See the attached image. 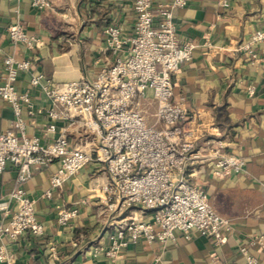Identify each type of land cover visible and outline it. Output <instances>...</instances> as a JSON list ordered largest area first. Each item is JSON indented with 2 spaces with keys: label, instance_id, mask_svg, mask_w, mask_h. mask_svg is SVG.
<instances>
[{
  "label": "crops",
  "instance_id": "obj_1",
  "mask_svg": "<svg viewBox=\"0 0 264 264\" xmlns=\"http://www.w3.org/2000/svg\"><path fill=\"white\" fill-rule=\"evenodd\" d=\"M169 1L156 0L155 7ZM52 2V8L38 9L30 0H0V83L5 79L7 56L30 59L31 69L21 71L17 80L19 90L30 89L36 110L32 115L30 107L22 105L27 135L50 142L58 135L57 130H48L55 123L57 129L67 127L70 147L90 148L98 137L85 131L81 122L51 119L48 110L52 100L43 86H31V77L41 74L54 83L94 78L118 56H126L128 45L122 51L106 48L104 31L118 24L124 37L133 34L134 0ZM16 22L42 44L29 48L13 42L8 27ZM175 22L182 40L198 44L194 58L173 76L175 98L184 97L189 108L213 119L209 133L196 142L204 157L189 167V180L204 188L216 211L232 221L233 233L217 245L211 236L198 231L187 239L176 230L177 241L162 244L139 239L122 249L123 257L108 258L104 252L94 255L97 245L108 244L109 221L113 218L105 190L108 172L101 162L93 161L66 179L52 196H46L58 167L54 162L36 169L24 184L36 201L44 233L27 231L16 240L1 241L16 264H151L157 259L159 264H248L240 247L261 235L264 238V43L258 45L262 59L258 63H252L239 46L264 26V0H189L186 6L175 9ZM15 117L12 103L0 96V133L13 128ZM231 152L246 160L243 170L215 175L217 155ZM18 171L8 163L0 173V224L16 209L11 193ZM58 203L78 206L79 214L61 225ZM249 252L264 264V245H251Z\"/></svg>",
  "mask_w": 264,
  "mask_h": 264
},
{
  "label": "built area",
  "instance_id": "obj_2",
  "mask_svg": "<svg viewBox=\"0 0 264 264\" xmlns=\"http://www.w3.org/2000/svg\"><path fill=\"white\" fill-rule=\"evenodd\" d=\"M30 1L38 9L53 7L52 0ZM155 1L134 0L133 34L124 37L118 24L105 29L106 48L122 51L128 45V53L103 67L94 78L54 83L44 80L41 74L31 77V86H43L52 100L48 110L51 119L81 122L85 131L98 137L90 148L70 147L67 127L57 129L55 123L48 130H57L58 135L50 142L27 135L22 105L27 104L32 115L36 110L30 89L19 90L17 80L21 71L31 69L32 62L13 55L5 58L0 96L12 103L16 117L13 128L0 133V173L8 163L19 171L11 193L16 209L7 222L0 224V264H16L2 240H16L27 231L35 235L44 233L36 201L24 184L36 169L54 162L58 167L46 196H52L66 179L93 161L101 162L108 172L105 190L113 218L109 221L108 244L97 245L94 255L104 252L108 258L123 257L122 249L139 239L162 244L177 241L176 230L187 239L198 231L211 236L217 245L233 233L232 221L216 211L204 188L189 180V167L204 157L196 149V142L213 126L212 116L206 120L198 109L186 105L184 97L175 98L173 76L194 58L198 46L195 41L181 39L175 22V9L186 6L189 0L161 2L156 7ZM8 33L13 42L29 48L42 44L20 22L10 24ZM260 43H264V26L239 48L252 63H258L262 60ZM151 105L155 109L148 113ZM217 156L214 174L221 177L242 171L246 163L242 156L232 152ZM56 210L61 225L79 214L76 205L58 203ZM255 244L264 245L262 235L240 247L248 264H260L249 252ZM51 249L55 252V246ZM151 264H159V259Z\"/></svg>",
  "mask_w": 264,
  "mask_h": 264
},
{
  "label": "rangeland",
  "instance_id": "obj_3",
  "mask_svg": "<svg viewBox=\"0 0 264 264\" xmlns=\"http://www.w3.org/2000/svg\"><path fill=\"white\" fill-rule=\"evenodd\" d=\"M154 109H155V105H151L150 108L148 107V113H151L152 111H154ZM203 117H205V115H203ZM206 133H209V132H205V134ZM205 134L203 136H205Z\"/></svg>",
  "mask_w": 264,
  "mask_h": 264
},
{
  "label": "bare ground",
  "instance_id": "obj_4",
  "mask_svg": "<svg viewBox=\"0 0 264 264\" xmlns=\"http://www.w3.org/2000/svg\"><path fill=\"white\" fill-rule=\"evenodd\" d=\"M206 120H208V118L207 117H204Z\"/></svg>",
  "mask_w": 264,
  "mask_h": 264
},
{
  "label": "trees",
  "instance_id": "obj_5",
  "mask_svg": "<svg viewBox=\"0 0 264 264\" xmlns=\"http://www.w3.org/2000/svg\"><path fill=\"white\" fill-rule=\"evenodd\" d=\"M217 120H218V122H219V118L217 117Z\"/></svg>",
  "mask_w": 264,
  "mask_h": 264
}]
</instances>
